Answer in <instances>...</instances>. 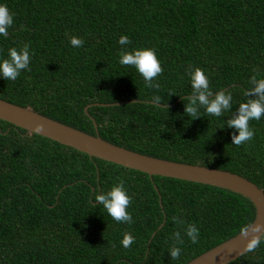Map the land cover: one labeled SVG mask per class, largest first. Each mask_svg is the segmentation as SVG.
<instances>
[{"label": "trees", "instance_id": "obj_1", "mask_svg": "<svg viewBox=\"0 0 264 264\" xmlns=\"http://www.w3.org/2000/svg\"><path fill=\"white\" fill-rule=\"evenodd\" d=\"M0 5L14 14L8 37L0 36V62L26 43L32 54L31 71L15 81L0 77L1 100L140 153L237 173L264 193V117L250 121L255 136L239 147L226 123L247 101L250 78H264V0ZM121 35L131 44L121 46ZM72 36L83 46L72 47ZM146 48L155 50L163 68L158 90L119 63L121 51ZM196 68L214 94L231 92V111L215 117L201 108L195 120L185 114ZM157 95L167 110L152 106ZM120 179L132 198L131 224L92 204ZM254 217L253 203L237 192L109 163L0 120V264H186ZM189 224L199 229L196 244L185 234ZM126 232L135 238L130 248L121 244ZM173 246L181 249L179 259L169 254ZM227 264H264V242Z\"/></svg>", "mask_w": 264, "mask_h": 264}, {"label": "clouds", "instance_id": "obj_2", "mask_svg": "<svg viewBox=\"0 0 264 264\" xmlns=\"http://www.w3.org/2000/svg\"><path fill=\"white\" fill-rule=\"evenodd\" d=\"M14 24V14L10 12L6 5H0V36L5 38L9 35V29ZM84 41L77 36H72L70 44L74 48L83 46ZM121 46L131 44V40L127 35H121L119 39ZM9 58L0 62V77L5 80L15 81L20 73L24 70L31 71L29 65L31 63L30 44L26 43L19 50L10 48L8 51ZM119 63L122 66H132L142 76L145 87L149 89H159V83L155 82L157 78L162 75L163 68L160 60L157 58L155 50L146 48L134 51H121ZM191 79V95L185 97L188 101L185 104L184 112L187 116L192 117V120L200 118V109L203 108L207 115L221 117L226 111L232 109V94L231 92L219 91L213 93L210 89V81L208 76L200 68H196L190 73ZM252 87L245 91L244 95L248 97L247 101L241 103L230 119L227 120V127L235 130L232 139V145L237 147L248 143L253 140L255 136L254 130L250 127V121H259L264 117V78L258 79L256 75L250 78ZM251 97V98H250ZM153 107H164L161 104L160 96L151 97ZM134 101L133 103H136ZM36 134H41L44 131V126L37 124L33 130ZM93 207L103 206L108 215L117 223H133V218L128 212V207L132 202V198L128 195L125 187L124 180L120 179L119 183L107 192L101 191L94 196ZM176 223H182L178 218H174ZM250 230V231H249ZM251 233V234H250ZM185 234L193 244L198 243L199 229L195 224H189L185 230ZM241 235L245 237L247 243L243 248L242 253L255 252L256 249L264 242V226L256 225L249 228L242 229ZM250 236V238H249ZM177 241L182 243L181 235L179 232L174 234ZM135 242V238L131 233H125L121 241L124 248H130ZM169 254L172 260L179 259L181 249L173 246Z\"/></svg>", "mask_w": 264, "mask_h": 264}, {"label": "water", "instance_id": "obj_3", "mask_svg": "<svg viewBox=\"0 0 264 264\" xmlns=\"http://www.w3.org/2000/svg\"><path fill=\"white\" fill-rule=\"evenodd\" d=\"M0 120L32 133H35L33 131L35 125L41 124L44 126V131L39 135L109 163L119 164L149 175L213 185L237 192L247 197L255 207V217L246 228L256 225L264 226V193L255 183L242 175L219 168L176 163L140 153L107 142L97 136H91L29 108L1 99ZM93 125L95 127L94 122ZM241 233L242 231L186 264H227L237 259L244 254L242 251L247 243Z\"/></svg>", "mask_w": 264, "mask_h": 264}]
</instances>
